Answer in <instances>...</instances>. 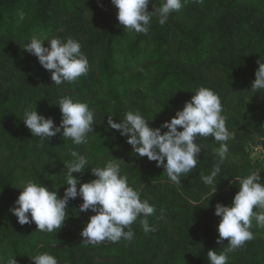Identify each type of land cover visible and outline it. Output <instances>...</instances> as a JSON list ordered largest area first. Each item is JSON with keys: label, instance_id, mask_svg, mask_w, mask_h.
Masks as SVG:
<instances>
[{"label": "trees", "instance_id": "16d2710c", "mask_svg": "<svg viewBox=\"0 0 264 264\" xmlns=\"http://www.w3.org/2000/svg\"><path fill=\"white\" fill-rule=\"evenodd\" d=\"M148 10H153V3ZM116 14L111 0H0V257L4 260L11 254L18 264H33L31 257L49 253L58 264H209L207 252L227 246V240L222 246L217 243L216 204H232L239 190L231 184L235 177L252 172L264 177V159L251 156L256 148L264 153V93L248 91L257 60H264V0H189L164 25L154 17L147 35L127 33ZM33 35L78 40L89 72L75 83L52 85L51 73L24 50ZM200 87L219 94L226 126L235 134L228 141L229 158L215 178V194L202 180L219 161L213 152L219 143L212 137L197 141L206 148L197 167L177 185L163 167L135 154L127 138L107 124L110 115L119 123L126 112L139 110L150 127L158 128ZM62 96L86 102L94 111L95 128L87 144L73 145L62 133L42 144L24 125L23 111L30 104H37L39 114L59 125L62 114L56 104ZM72 150L90 163L83 174H73L82 183L95 179L93 166L103 167L113 157L122 159V173L128 175L130 186L140 189L141 199L155 207L148 221L156 230L146 234L135 222L131 241L85 243L81 232L95 213L79 212L83 203L79 197L69 202V215L60 230L45 233L36 231L35 223L20 225L9 209L22 183L35 180L63 197L64 164L72 159ZM251 231L255 238L230 253L228 264H264V227L253 220Z\"/></svg>", "mask_w": 264, "mask_h": 264}, {"label": "clouds", "instance_id": "9594fccd", "mask_svg": "<svg viewBox=\"0 0 264 264\" xmlns=\"http://www.w3.org/2000/svg\"><path fill=\"white\" fill-rule=\"evenodd\" d=\"M189 0H111L117 9L116 18L124 30L129 33L147 35L155 17L160 25L168 22L170 15L178 12ZM199 3L201 0H193ZM153 10L149 11V4ZM102 6V5H101ZM22 20L24 13H19ZM45 41L47 45L45 46ZM24 50L37 57L39 64L51 73L52 85L75 83L90 70L87 56L82 51L81 43L73 38L51 39L33 35ZM250 92L264 93V60H257ZM62 118L59 125L51 117L38 113L37 104L29 105L23 111L24 125L34 137L43 144L49 138L61 134L65 141L73 145L87 144L89 134L94 132L95 113L86 102L74 101L70 96H62L58 104ZM221 98L213 89L200 87L182 110H178L170 121H165L158 128L149 126L139 110L128 111L117 123L113 116H108L107 124L127 138L133 152L140 157L146 156L155 161L157 167H163L170 181L181 184V177L189 174L198 165L200 153L206 148L199 140L212 137L219 147L213 149L219 158L210 175H202L203 182L217 191L215 178L221 172V165L229 158L228 141L234 139V132L226 126L227 117L223 114ZM167 129V131H163ZM182 129V130H180ZM72 159L64 164L67 168L66 185L63 197L58 191H50L43 183L29 179L22 183L18 198L9 210L18 218L20 225L35 223L39 232L52 233L60 230L68 218V205L71 200L81 198L83 203L79 212H88L89 221L81 232L83 242L99 244L104 241L113 243L120 240L131 241L134 232L131 225L139 222L144 233L155 231L148 217L155 214L154 205L148 199H141L140 189L129 184L127 174L122 173V159L109 158L103 167L93 166L91 173L95 179L82 183L79 176L90 165L88 158L72 150ZM264 177L259 172H252L246 177H235L231 184L239 190L232 204L227 206L218 202L215 215L220 217L217 231V243L227 246L222 251L210 249L207 252L209 264H228L229 254L243 247L254 239L251 231L253 220L264 227ZM79 186V187H78ZM255 209V211H254ZM127 229V231L125 230ZM33 264H58L55 256L49 253L31 257ZM0 264H18L9 254L7 260L0 257Z\"/></svg>", "mask_w": 264, "mask_h": 264}, {"label": "rangeland", "instance_id": "374dc122", "mask_svg": "<svg viewBox=\"0 0 264 264\" xmlns=\"http://www.w3.org/2000/svg\"><path fill=\"white\" fill-rule=\"evenodd\" d=\"M264 153L261 148H256L252 150V155L255 159H264Z\"/></svg>", "mask_w": 264, "mask_h": 264}]
</instances>
